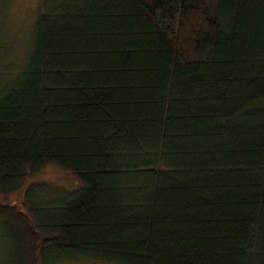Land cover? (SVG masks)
I'll use <instances>...</instances> for the list:
<instances>
[{
	"label": "trees",
	"instance_id": "16d2710c",
	"mask_svg": "<svg viewBox=\"0 0 264 264\" xmlns=\"http://www.w3.org/2000/svg\"><path fill=\"white\" fill-rule=\"evenodd\" d=\"M39 8L0 86L4 264H264V0ZM51 166L82 186L44 204Z\"/></svg>",
	"mask_w": 264,
	"mask_h": 264
},
{
	"label": "rangeland",
	"instance_id": "374dc122",
	"mask_svg": "<svg viewBox=\"0 0 264 264\" xmlns=\"http://www.w3.org/2000/svg\"><path fill=\"white\" fill-rule=\"evenodd\" d=\"M40 0H0L2 36L0 39V86H5L24 70L34 50L36 21ZM37 189L46 199L58 192H69L82 183L51 166L35 178ZM47 197V198H46ZM7 260L6 243L0 238V264ZM51 264H118L94 256L80 254L61 255Z\"/></svg>",
	"mask_w": 264,
	"mask_h": 264
}]
</instances>
